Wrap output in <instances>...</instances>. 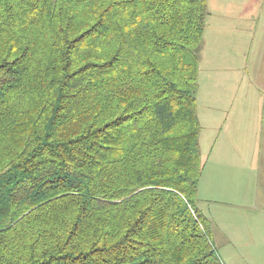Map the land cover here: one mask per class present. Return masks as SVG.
Instances as JSON below:
<instances>
[{"label": "trees", "instance_id": "1", "mask_svg": "<svg viewBox=\"0 0 264 264\" xmlns=\"http://www.w3.org/2000/svg\"><path fill=\"white\" fill-rule=\"evenodd\" d=\"M207 0H0V264H224L197 205Z\"/></svg>", "mask_w": 264, "mask_h": 264}, {"label": "rangeland", "instance_id": "2", "mask_svg": "<svg viewBox=\"0 0 264 264\" xmlns=\"http://www.w3.org/2000/svg\"><path fill=\"white\" fill-rule=\"evenodd\" d=\"M207 1L197 205L224 264H264V33L251 41L258 20L264 29V0Z\"/></svg>", "mask_w": 264, "mask_h": 264}, {"label": "crops", "instance_id": "3", "mask_svg": "<svg viewBox=\"0 0 264 264\" xmlns=\"http://www.w3.org/2000/svg\"><path fill=\"white\" fill-rule=\"evenodd\" d=\"M260 22H262L261 19L256 22V26H254V28H252V30H251V35H253V37L251 39L252 46L254 45L255 37L257 39L256 43L260 42L263 38V33H264L263 30L264 29L262 27L263 24H259ZM259 26H261V27L259 28Z\"/></svg>", "mask_w": 264, "mask_h": 264}]
</instances>
